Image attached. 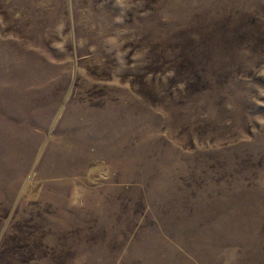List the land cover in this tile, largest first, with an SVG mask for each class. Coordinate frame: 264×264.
<instances>
[{"label":"rangeland","instance_id":"rangeland-1","mask_svg":"<svg viewBox=\"0 0 264 264\" xmlns=\"http://www.w3.org/2000/svg\"><path fill=\"white\" fill-rule=\"evenodd\" d=\"M0 264H264V0H0Z\"/></svg>","mask_w":264,"mask_h":264}]
</instances>
